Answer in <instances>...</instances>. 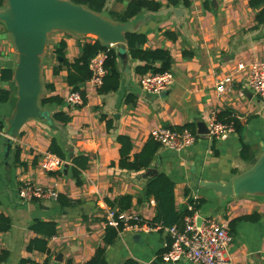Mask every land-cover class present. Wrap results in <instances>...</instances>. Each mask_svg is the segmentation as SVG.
Masks as SVG:
<instances>
[{"label":"crops","instance_id":"0c3cea01","mask_svg":"<svg viewBox=\"0 0 264 264\" xmlns=\"http://www.w3.org/2000/svg\"><path fill=\"white\" fill-rule=\"evenodd\" d=\"M129 1L107 0L105 12L121 13ZM156 1L162 4L158 11H142L128 23L133 27L130 32L146 35L145 48H163L171 55L174 83L160 95L141 89L140 74L135 68L143 63L131 58L127 49L124 57L116 54L118 89L100 94L86 81L80 86L85 92V103L66 105L65 97L71 91L65 81L66 69L54 74L57 63L52 52L63 39L65 56L72 61L80 53L81 45L93 40L67 31L47 35L49 52L42 57L40 97L56 95L63 101L40 105L46 118L30 119L24 124L6 160L4 136H0V214L10 220L9 230L0 232V252H7L1 264L86 263L104 244L107 211L111 209L107 200L129 195L132 204L126 211L153 221L155 201L144 195V189L148 180L159 173L166 174L174 183L177 210L188 208L190 197L204 199L197 213L203 219L216 220L232 234L225 256L233 264H264V197H221L211 189L193 187L191 181L194 173L200 180L226 182L251 167L264 150V102L246 88L245 70L237 68L238 63H264V24L256 26L255 11L248 6V0H179L176 5H169L167 0ZM6 4L4 0L0 10ZM175 8L181 11L175 14ZM108 13L102 15L110 17ZM16 60L13 38L0 21V71L12 70L11 79H3L0 74V88L10 92L9 100L0 103L2 132L16 101ZM155 66L159 67L160 62H155ZM227 76L232 77L231 88L218 94L217 84ZM214 111L234 115L239 130L234 129L225 139L200 137L197 122L202 121L207 127ZM55 112L65 113L69 120L57 121L53 117ZM106 122H110V128ZM187 124L194 125L197 135L190 147L174 152L159 144L148 168L135 172L119 167L118 136L129 137L133 155L157 128ZM52 139L61 147L66 160L60 170L43 172L39 163ZM78 154L88 156V164L76 179L72 175L71 156ZM65 163L68 169L63 172ZM149 168H155L156 174L149 176ZM25 181L53 188L69 204H60L58 200L22 201L18 190ZM253 213L259 214L258 221L231 225L233 219ZM35 220L56 224V234L47 240L48 253L27 251L29 241L37 237L30 230ZM168 246L169 238L163 230L124 228L105 247L104 256L106 264H125L128 260L136 264H193L164 262L161 253ZM59 252L62 259L56 260Z\"/></svg>","mask_w":264,"mask_h":264},{"label":"trees","instance_id":"16d2710c","mask_svg":"<svg viewBox=\"0 0 264 264\" xmlns=\"http://www.w3.org/2000/svg\"><path fill=\"white\" fill-rule=\"evenodd\" d=\"M75 4H81L84 7L98 13L105 14V6L107 0H70ZM179 0H167L169 5L178 4ZM4 0H0V7H2ZM162 4L156 0H130L124 10L121 13L114 14L112 12L108 13V16L114 18L120 22H128L133 17L140 14L142 11L155 12L161 8ZM248 6L255 11L254 20L256 26L264 24V0H248ZM170 38L174 39L172 33H166ZM127 39V48L128 54L131 58L136 59L143 64L138 65L135 68L136 73L142 75L147 72H163L170 70L171 66V55L168 50L163 48L148 49L144 45L146 43V35L136 32H126ZM66 43L62 39L55 46L52 54L53 58L57 63V66L54 67V74L65 68L66 76L65 81L68 87L72 91H79L82 95V103H85L86 97L85 92L80 89V86L88 80L90 77V71L88 64L90 59L98 51H105L106 59L104 67L106 69V74L103 77V82L101 86L97 89V92L100 94L110 93L118 89L119 87V71L117 68L116 62V53L108 48L106 45H103L99 40L95 41H85L80 47V53L72 61H68L65 56ZM185 56H187L185 54ZM155 62H160V66H155ZM1 78L11 79L12 70L10 69H1L0 71ZM52 86H45V88H51ZM10 92L6 89L0 88V103L6 102L9 100ZM63 99L59 96H42L39 99V104H48V103H62ZM54 119L59 122L66 123L69 120V117L63 112H55L53 115ZM218 119L225 123H233L234 129L239 130L240 125L238 119L231 115L230 112H221L218 115ZM108 128L111 127L110 122H106ZM0 123V128H1ZM188 128L190 131L195 133L194 125L187 124L181 127H176L177 129ZM119 142V154L120 159L118 165L120 168L128 171H141L150 166L153 161L158 148L160 147L159 143L155 141L152 137L149 138L144 144L143 148L137 152L130 155L132 150V143L129 137L120 135L117 138ZM47 151L55 154L61 160H66V156L62 151L58 143L52 139L49 143ZM246 147L242 149V155L245 156ZM71 162L73 164L72 175L76 179L79 178L80 170H84L88 164V156L84 154H78L71 156ZM144 195L147 197H152L155 201V216L153 221L161 222L165 226H171L176 224L181 227L183 223V218L186 215H192L197 211L201 204L204 203V199H189L188 203L192 205V209L189 208L183 210H177L174 202V183L164 173L156 174L150 180H148L145 189ZM58 202L61 204H69L68 200L63 199L61 195H58ZM107 204L111 209H116L117 212H123L131 207V197L129 195L120 196L114 201L107 200ZM258 213L248 214L240 216L236 219H233L231 225H235L239 221H250L256 222L259 219ZM10 228V220L5 215L0 214V232H6ZM123 229L122 224H119L117 228L106 225L105 233L103 237V246L98 247L92 257L86 261L84 264H106L105 260V247L109 244H112L118 232ZM30 230L37 234V237L32 238L28 245L27 251H39L47 252L48 248V239L56 234V224L54 221H43L35 220L30 225ZM170 243V240H169ZM7 252H0V264L6 259ZM23 264V263H22ZM125 264H136L132 260H128Z\"/></svg>","mask_w":264,"mask_h":264},{"label":"water","instance_id":"95a60500","mask_svg":"<svg viewBox=\"0 0 264 264\" xmlns=\"http://www.w3.org/2000/svg\"><path fill=\"white\" fill-rule=\"evenodd\" d=\"M179 11L181 9H174L175 14ZM0 21L11 34L17 51L13 70L16 101L3 129L6 160L14 139L24 124L30 119H44L47 116L39 104L43 90L42 55L47 35L54 31H67L93 41L99 40L117 56L124 57L128 49L126 32L132 31L133 27L128 22L115 21L70 0H7L6 6L0 10ZM196 126L200 137H209V130L204 122H197ZM67 169L68 164L65 163L63 172ZM156 172L155 168L147 170L149 176ZM191 181L193 187L211 189L221 197H264V150L251 167L226 182L200 180L194 173ZM200 221L201 218L197 223ZM62 256L61 252L57 253L56 260L62 259Z\"/></svg>","mask_w":264,"mask_h":264},{"label":"built area","instance_id":"2783aa9c","mask_svg":"<svg viewBox=\"0 0 264 264\" xmlns=\"http://www.w3.org/2000/svg\"><path fill=\"white\" fill-rule=\"evenodd\" d=\"M109 48V47H108ZM106 59L105 51H98L90 59L88 68L90 77L87 80L89 87L97 91L106 74L104 67ZM238 70H245L246 88L260 101L264 102V63L250 62L248 64L238 63ZM174 83V77L170 70L163 72H147L140 75L139 85L141 89L153 95H160L167 91ZM232 77L227 76L217 84L218 94L230 90ZM66 105L82 104V95L79 91H70L65 97ZM219 111H214L208 119L207 128L209 136L214 139H225L233 132V123H224L218 119ZM0 136L4 133L0 129ZM152 138L161 146L174 152H181L193 145L197 135L188 128L159 127L152 133ZM63 160L55 154L46 152L42 155L39 167L43 172H56L61 169ZM18 195L22 201L34 200H57L58 193L51 187H43L25 181L19 187ZM196 200L197 198H188ZM191 210L192 205L188 203ZM195 211L192 215L183 218L182 226L176 224L165 226L157 221H145L140 215L127 211L117 212L116 209L107 211V225L115 228L122 224L123 229L135 230H163L170 240L169 246L161 253V259L167 263L188 261L193 264H233L225 256V250L232 241V234L214 219L201 218ZM23 264H43L42 262L26 261Z\"/></svg>","mask_w":264,"mask_h":264},{"label":"rangeland","instance_id":"374dc122","mask_svg":"<svg viewBox=\"0 0 264 264\" xmlns=\"http://www.w3.org/2000/svg\"><path fill=\"white\" fill-rule=\"evenodd\" d=\"M48 52H49V48H48V46H46V48H45V50H44V52H43L42 57H43V56H46V55L48 54Z\"/></svg>","mask_w":264,"mask_h":264}]
</instances>
